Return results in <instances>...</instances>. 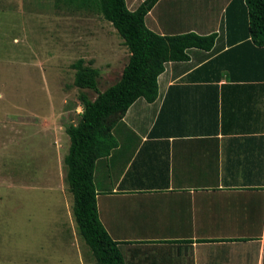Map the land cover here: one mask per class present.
Segmentation results:
<instances>
[{"label": "crops", "instance_id": "obj_1", "mask_svg": "<svg viewBox=\"0 0 264 264\" xmlns=\"http://www.w3.org/2000/svg\"><path fill=\"white\" fill-rule=\"evenodd\" d=\"M195 1L158 0L145 24L200 32ZM207 1L219 8L222 53L239 32L226 31L232 0ZM187 53L165 65L155 101L138 99L117 125L95 172L99 219L126 264H264V56L236 50L215 82L210 54Z\"/></svg>", "mask_w": 264, "mask_h": 264}, {"label": "rangeland", "instance_id": "obj_2", "mask_svg": "<svg viewBox=\"0 0 264 264\" xmlns=\"http://www.w3.org/2000/svg\"><path fill=\"white\" fill-rule=\"evenodd\" d=\"M193 5L203 23L195 33L219 31V8ZM127 59L122 39L95 10L0 0V264H95L76 230L63 164L65 129L82 112L78 94L96 97L74 86L73 64L98 69L102 92Z\"/></svg>", "mask_w": 264, "mask_h": 264}, {"label": "trees", "instance_id": "obj_3", "mask_svg": "<svg viewBox=\"0 0 264 264\" xmlns=\"http://www.w3.org/2000/svg\"><path fill=\"white\" fill-rule=\"evenodd\" d=\"M157 1L144 0L130 10L125 0H63L98 12L116 30L128 51L119 79L102 92L97 89L98 69L84 65L82 60L73 64L74 86L91 90L96 97L90 100L84 92L78 94L82 112L77 124L65 129L69 147L63 164L76 230L95 264H126L121 243L110 237L99 219L95 172L97 164L116 147L115 131L127 109L138 99L155 101L158 77L165 65L188 61V50L210 54L203 68L215 82L220 70L226 72L220 60L236 50L243 49L257 59L264 56V0H232L225 11L226 31L237 25L239 32L222 53L217 50V32L160 35L151 31L145 17Z\"/></svg>", "mask_w": 264, "mask_h": 264}]
</instances>
